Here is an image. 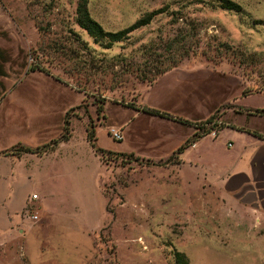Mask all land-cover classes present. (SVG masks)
<instances>
[{"label": "rangeland", "instance_id": "1", "mask_svg": "<svg viewBox=\"0 0 264 264\" xmlns=\"http://www.w3.org/2000/svg\"><path fill=\"white\" fill-rule=\"evenodd\" d=\"M229 1L240 12L217 0H89L106 32L160 12L104 49L77 26L79 0H0V153L10 150L0 155V264H175V251L188 264H264V198L196 168L203 151L222 158L230 133L184 163L172 152L176 129L188 134L182 147L233 112L264 110V0ZM64 121L70 145L13 156L17 143L58 137Z\"/></svg>", "mask_w": 264, "mask_h": 264}, {"label": "crops", "instance_id": "2", "mask_svg": "<svg viewBox=\"0 0 264 264\" xmlns=\"http://www.w3.org/2000/svg\"><path fill=\"white\" fill-rule=\"evenodd\" d=\"M247 97L248 96L238 97L236 98V101L240 100L241 98L245 99ZM243 117H245V120H242ZM253 117H259L261 119H264V114H259V115L253 113L242 114L240 112L239 113L233 112L229 118V122L224 123L223 127H221L219 130L213 129L217 135L215 139H212L210 134H208L205 138L197 137L190 144L188 143L185 146L186 148L182 151V153L178 154V156L180 157L179 158L180 161L184 163L186 160H192L188 156L189 151L193 149L194 150L197 149L201 141L210 138L212 141L211 143H214L221 137L222 133L228 132L230 133V135L227 137L226 141L220 144L219 150H215L221 153L222 158L218 159L217 156L214 155L213 156L214 158L212 160H209V158L206 159L205 158L206 154L203 151L202 154L198 153L196 156V168L199 171L203 172L204 176L205 174H207L210 176L211 179L218 181V185L221 186L223 190L240 193L243 188H246L249 194L257 195L259 198H264V128L258 130V128H256L255 126H251V125L249 127L246 126L245 122H247L249 118H253ZM182 119L184 122H191L190 120H187L185 118ZM174 121L173 119L165 118V123L168 124V126L169 125L175 126L176 123ZM47 127L48 126H44L35 129V131L30 134L33 135V134H38L39 132L41 133L45 132L47 130ZM32 129L33 126L31 127V125L28 124L26 131L29 132ZM62 132H63V127H62ZM62 132L59 134L58 137H53L49 141L43 142L40 145L30 146L26 144L22 145L21 143H17L10 148L12 149L16 146L21 145L31 149H36L47 146L48 143L50 144L52 142L48 148V151L43 152L42 156L56 154L60 151L61 147L58 148L59 145L62 146H65L66 144L70 145L73 142L72 138L70 137L68 141L60 142L58 143L57 146L53 147V142L59 140V138L62 135ZM175 133L183 137L179 138L181 140H179L180 142L177 145V147L175 146L174 148H172V152H174L175 149L177 150L178 148L180 149L184 147V146L180 147V144H182L188 138V134L180 133L177 129ZM31 135L28 136V138H32ZM242 139L244 140L243 142H241ZM207 151L212 152L214 150H207ZM9 152L10 150L8 151L7 149L1 151L0 155H6ZM23 155L25 154H21L20 156H16V155L13 156L15 158H20ZM29 155L36 156V158L41 157L40 155H36V154H29ZM167 155L168 153L166 154V156ZM32 179L30 180L29 184H31ZM40 211H41V205H40ZM33 216H35L37 219V215H33Z\"/></svg>", "mask_w": 264, "mask_h": 264}, {"label": "trees", "instance_id": "3", "mask_svg": "<svg viewBox=\"0 0 264 264\" xmlns=\"http://www.w3.org/2000/svg\"><path fill=\"white\" fill-rule=\"evenodd\" d=\"M220 8L225 11H232V12H240L241 8L237 5L234 4L233 2L229 0H217ZM89 0H79L77 9H76V19L75 22L77 26L85 31L87 35L92 38V40L102 46L104 49H109L111 48L114 44L120 43L124 40H126L131 33L134 31L147 26L151 20L157 16L160 12L159 11H154L151 13L146 14L143 16L141 19L130 25L129 27L122 29L117 32H106L104 29L101 27V25L96 22L91 16L88 11L87 5H88ZM162 72H158L157 75L161 74ZM152 81V80H151ZM150 81V82H151ZM151 114L155 116H159L160 114L157 111L150 110L149 111ZM260 113L264 114V111H261ZM67 115V114H66ZM94 131H89L88 129L86 130V139L88 143L91 145V147H94ZM70 138V134L68 132V122L64 121L63 125V132L59 140H56L53 142V147L57 146L58 143L60 142H66ZM21 151L19 152L18 155L20 156L21 154H36L40 155L43 152L48 151L47 146L41 147V148H36V149H31L28 147L21 146ZM46 148V149H45ZM186 147H182L178 150L177 154L182 153V151ZM45 149V150H44ZM94 149V148H93ZM97 152L102 153L101 150H98ZM173 259L175 264H188V261L185 257L184 254L175 251L173 253Z\"/></svg>", "mask_w": 264, "mask_h": 264}, {"label": "built area", "instance_id": "4", "mask_svg": "<svg viewBox=\"0 0 264 264\" xmlns=\"http://www.w3.org/2000/svg\"><path fill=\"white\" fill-rule=\"evenodd\" d=\"M109 134H110V137L112 138V140H114L116 142L123 141V134H122V131H120L119 129H117V128H110L109 129ZM210 136L212 138H215L216 137V132L214 130H211ZM33 198H36V196H34ZM31 218L33 220L36 219L35 216H31Z\"/></svg>", "mask_w": 264, "mask_h": 264}]
</instances>
